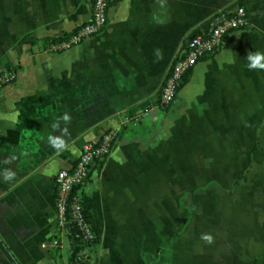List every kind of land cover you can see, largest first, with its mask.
Here are the masks:
<instances>
[{
    "label": "crops",
    "instance_id": "0c3cea01",
    "mask_svg": "<svg viewBox=\"0 0 264 264\" xmlns=\"http://www.w3.org/2000/svg\"><path fill=\"white\" fill-rule=\"evenodd\" d=\"M90 1L0 0V70L15 68L0 90V173H15L0 175V264H72L54 175L107 129L111 151L83 187L97 240L75 264H264V71L245 66L264 53V0H167L162 26L150 23L155 0H111L100 32L50 50L89 20ZM239 5L247 26L195 64L169 105H153L183 40ZM65 113L57 151L48 137ZM183 181L217 185L192 193ZM188 197L200 200L194 217Z\"/></svg>",
    "mask_w": 264,
    "mask_h": 264
},
{
    "label": "built area",
    "instance_id": "2783aa9c",
    "mask_svg": "<svg viewBox=\"0 0 264 264\" xmlns=\"http://www.w3.org/2000/svg\"><path fill=\"white\" fill-rule=\"evenodd\" d=\"M110 2L91 0L89 20L51 42L48 48L61 51L100 32L107 23ZM248 23V14L243 5L234 10H215L206 26L188 35L173 54L152 104L158 107L169 105L195 64L217 52L234 30ZM14 77L15 68L1 69L0 90ZM115 134L113 129H107L98 139L85 140L73 164L60 168L54 175L53 207L56 221L67 233L68 225L73 227L74 234L85 243L80 250L81 259H85L93 248V240L97 236V231H94L84 214L83 187L97 163L110 153Z\"/></svg>",
    "mask_w": 264,
    "mask_h": 264
},
{
    "label": "clouds",
    "instance_id": "9594fccd",
    "mask_svg": "<svg viewBox=\"0 0 264 264\" xmlns=\"http://www.w3.org/2000/svg\"><path fill=\"white\" fill-rule=\"evenodd\" d=\"M155 3L157 5V9L152 12L150 16V23H153L158 26H162L167 23V9H168V2L167 0H155ZM154 55L156 58V62L163 59V51L159 48L154 50ZM246 68L249 71L253 70H260L264 71V53L259 51H250L248 52L246 56ZM230 62H234V58H230ZM61 121L65 125L64 128H61ZM71 117L65 113L63 116L59 117L51 127L59 131L58 135L55 136H49L48 142L50 146H52L57 151L63 150L66 147V141L63 138V135L67 133V125L70 124ZM2 175L3 180L5 182H11L15 179V173L10 169H5L3 173H0ZM202 239L205 240L207 243L211 244L213 242V237L211 234H203Z\"/></svg>",
    "mask_w": 264,
    "mask_h": 264
},
{
    "label": "trees",
    "instance_id": "16d2710c",
    "mask_svg": "<svg viewBox=\"0 0 264 264\" xmlns=\"http://www.w3.org/2000/svg\"><path fill=\"white\" fill-rule=\"evenodd\" d=\"M56 39H53L52 41H54ZM186 79V77H185ZM84 214L85 217L87 218V220H89V222L91 223L92 228L94 229V231L96 232V227L94 225V222L91 218V216L89 215L85 205H84ZM68 236L70 239V244H71V253L69 255V262H71L72 264L75 263H81L83 262L82 259L80 258V250L82 249V247L84 246V242L82 241V239H80L79 237H77L74 233L75 230L73 227H71L70 225H68ZM97 240V236L95 237V239L93 240V245Z\"/></svg>",
    "mask_w": 264,
    "mask_h": 264
},
{
    "label": "rangeland",
    "instance_id": "374dc122",
    "mask_svg": "<svg viewBox=\"0 0 264 264\" xmlns=\"http://www.w3.org/2000/svg\"><path fill=\"white\" fill-rule=\"evenodd\" d=\"M197 183V182H196ZM179 185V184H178ZM180 185H182L183 187L185 186L186 187V191H191V190H193V192L192 193H194V192H204V190L203 189H207V190H210V189H212V190H215V185H217V183H215V181H214V183L212 182L211 183V187L210 188H207L206 186L204 187V188H198L196 185L197 184H195L194 182H192V183H188V182H185V181H183V182H181L180 183ZM201 185H203V184H201ZM214 187H213V186ZM200 186V185H199ZM170 188H172L171 186H170ZM171 190V189H170ZM201 190V191H200ZM226 190H230V189H226ZM168 201H171V200H168ZM184 199H183V197H181L180 198V200H178V202L180 203H184ZM186 203L187 204H189V205H191L192 207H193V217L194 216H196V214L197 213H195V210L197 211V207H199V203H200V200L198 199V198H195V199H192V198H186ZM211 203H212V200L210 199V198H208V200H207V202H206V207H205V205H204V208H206V210L210 213V206H211ZM197 205V206H196ZM196 206V207H195ZM195 213V214H194ZM192 221H196L195 219H193Z\"/></svg>",
    "mask_w": 264,
    "mask_h": 264
}]
</instances>
